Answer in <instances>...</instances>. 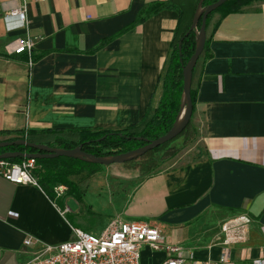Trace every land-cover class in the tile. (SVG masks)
<instances>
[{"label": "crops", "instance_id": "1", "mask_svg": "<svg viewBox=\"0 0 264 264\" xmlns=\"http://www.w3.org/2000/svg\"><path fill=\"white\" fill-rule=\"evenodd\" d=\"M23 1L28 27L4 17ZM154 1L0 0V131L115 129L139 122L160 98L178 13L162 10L94 49ZM27 36L36 41L32 66L24 53L13 52ZM210 50L193 115L201 135L158 173L138 172L130 189L128 167L119 163L92 176L112 193V212L99 233L116 216L154 219L164 241L181 248L177 255L217 260L225 249L223 223L246 215V239L230 245L231 264H252L264 257V1L225 17ZM67 195L52 200L41 187L0 175V264L29 261L38 247L25 245L27 236L59 244L72 238L73 227L85 225V206L73 211ZM155 251L165 253L161 264L168 253Z\"/></svg>", "mask_w": 264, "mask_h": 264}, {"label": "trees", "instance_id": "2", "mask_svg": "<svg viewBox=\"0 0 264 264\" xmlns=\"http://www.w3.org/2000/svg\"><path fill=\"white\" fill-rule=\"evenodd\" d=\"M216 1L217 0H204L203 6ZM255 1L264 0H227L208 15L205 48L193 72L191 95L194 109L201 79V67L204 61L212 56L210 43L214 33L225 17L240 12L244 6L250 5ZM198 2L199 0H157L151 2L142 9L135 21L126 25L112 37L103 39L99 46L94 49L96 51L102 48L115 37L143 23L162 10L172 9L178 13V22L171 41V52L169 53L165 71L159 80L161 87L160 98L157 104H151L149 106L148 111L139 122L115 129L81 127L73 129L2 130L0 131V141L25 139L30 142L64 149H72L81 146L84 151L96 156H108L141 147L147 143V139H156L166 134L173 126L180 109L183 90L182 63H187L195 51V31L192 30L188 35H186V33L191 27ZM201 22L202 18L200 19L199 26ZM182 38L184 39L180 50L179 43ZM24 54L28 61L29 58L27 54ZM181 60H183V62ZM33 61L36 62L34 54ZM193 115L189 124L177 137L149 150L138 158L140 162L138 167L140 176L147 177L158 173L161 170L162 162L175 157L181 151V148L177 145H172V142L183 137L185 145L189 140L195 139L197 135V124L193 120ZM139 137H142V139ZM17 150L25 152L38 151L27 145H11L1 147L0 153ZM158 154L161 155L160 162L157 159ZM23 159L22 157H18L8 160L21 162ZM102 167L103 165L101 164L91 163L73 157L59 156L37 159L33 174L36 176L40 187L52 200H57L55 196V187L60 184H65L68 187L67 194L73 195L76 199L82 201L85 195V185Z\"/></svg>", "mask_w": 264, "mask_h": 264}, {"label": "built area", "instance_id": "3", "mask_svg": "<svg viewBox=\"0 0 264 264\" xmlns=\"http://www.w3.org/2000/svg\"><path fill=\"white\" fill-rule=\"evenodd\" d=\"M5 19L16 18L21 27H28L29 19L26 2L12 6L4 12ZM14 49L15 54L26 53L28 63L32 66L33 52L36 41L27 36L18 39ZM36 158H24L21 162L8 159L0 160V175L16 184H28L40 187L33 174ZM68 187L60 184L55 187V196L60 198L66 194ZM70 211L69 207L63 213ZM16 214V213H13ZM250 219L242 215L223 223L225 247L217 260H188L177 255L180 247L166 243L162 228L147 220H125L120 216L112 218L100 233H93L81 227H73L71 239L59 243H44L35 236H27L24 244L37 246L32 257L26 264H141V248L148 245L152 250H164L168 257L161 264H231V244L245 240L246 224ZM252 264H264V257Z\"/></svg>", "mask_w": 264, "mask_h": 264}, {"label": "water", "instance_id": "4", "mask_svg": "<svg viewBox=\"0 0 264 264\" xmlns=\"http://www.w3.org/2000/svg\"><path fill=\"white\" fill-rule=\"evenodd\" d=\"M226 1L227 0H217L216 2H213L206 6H203L204 0H199L198 2L191 27L189 31L186 33V35H188L192 30L195 31L196 34L195 51L193 55L190 57V59L187 61V63H182L183 90H182L180 109L177 114L176 120L173 123V126L166 134L156 139H151V140L147 139V143L141 147L108 156H96L92 153H88L84 151L81 146L72 149H64L58 147H50L45 144L30 142L25 139H18L15 141H0V148L11 145H27L38 150L36 152H25L21 150L5 151L3 153H0V160L18 158V157L43 159V158L67 156L91 163H97L101 165H111L115 163H125L128 161L138 159L149 150H152L158 147L159 145H162L177 137L185 129V127L189 124L190 120L192 119L193 110H194L193 100L191 95L193 72L197 64V61L205 48L206 39H207L206 25H207L208 15ZM201 18H202V22L201 25L199 26V22ZM183 39L184 38H182L179 43L180 50L182 48ZM181 61L183 62V60ZM139 138L142 139V137Z\"/></svg>", "mask_w": 264, "mask_h": 264}, {"label": "rangeland", "instance_id": "5", "mask_svg": "<svg viewBox=\"0 0 264 264\" xmlns=\"http://www.w3.org/2000/svg\"><path fill=\"white\" fill-rule=\"evenodd\" d=\"M201 133L202 127L201 125L197 124V135L195 139L189 140V142L184 145V138L181 137L175 142H172V145H177L179 148H181L180 150L186 149L189 146L195 144ZM157 159L159 162L161 161L160 154L157 155ZM139 163L140 162L138 159L128 161L123 164L119 163L121 164L120 166L128 167V172L126 175L127 184H125L127 189L134 187L135 184H137L139 181V179L136 178L138 174ZM119 164L115 165L117 166ZM161 168H163L162 165ZM84 189L85 195L82 198L83 203L77 201L73 195H67L69 206L72 208L73 211H79L81 210L82 206H85V210H82L81 212V219L84 221L85 224L82 226V228L86 230H91V232L93 233H99V228L102 227L103 223L105 222V218L109 217L112 212V193L110 194L108 193V191L103 192L102 189H99V176L90 178L88 183L85 185ZM146 220L149 222L151 221V223L155 221L154 219L150 220L148 218ZM229 249H231L230 246L226 248V251ZM223 250L224 249H222V252ZM164 258L165 253L162 251L150 250L147 247H143L141 250V264H157Z\"/></svg>", "mask_w": 264, "mask_h": 264}]
</instances>
